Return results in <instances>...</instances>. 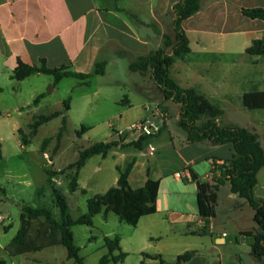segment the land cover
Here are the masks:
<instances>
[{"label": "crops", "instance_id": "obj_1", "mask_svg": "<svg viewBox=\"0 0 264 264\" xmlns=\"http://www.w3.org/2000/svg\"><path fill=\"white\" fill-rule=\"evenodd\" d=\"M176 1L0 0V72H4L11 86L14 84L17 86L32 76L21 81L10 79L17 60L35 66H39L43 60L48 68L68 66L70 71L80 74H90L95 63L104 62V74L91 76L86 82L76 78H63L62 80L72 79L75 82L69 94L74 87H88L95 83L93 92L97 95L101 92L105 104L123 106L118 112L109 114L110 118L123 120L126 122L125 127L139 120H149L158 127V131L152 137L158 136L169 123L171 114H174L177 124L179 105L164 100L149 71L144 74L130 72L128 64L138 56L157 50L163 36L173 40L172 8ZM253 7L264 8V0H202L200 10L181 23L188 39L189 51L183 57L175 59L169 69V76L180 87L193 88L217 103L221 99L229 98L227 90L221 85L217 86L221 81L224 61L230 62L232 67L235 65L234 61L249 55L245 51L253 41L264 42V22L248 19L240 11L242 8ZM120 75L132 81L130 90L125 87L127 82L120 79ZM210 86L216 87L215 95L208 92ZM253 86L255 87V85L251 87ZM129 91H132L137 99L132 100ZM12 92L14 94L13 89ZM84 96L80 95L82 98ZM164 103L168 106H164ZM146 106L149 109L146 110ZM72 107L71 99L69 110L65 113L66 123ZM134 109H143L146 115L139 114L129 120ZM220 118L221 116L217 122L221 126H237L222 125ZM237 127L251 130L247 126ZM254 131L264 151V121L254 127ZM161 138L158 137L151 144L148 143L149 139L143 143L141 149L131 145L137 139L124 142L118 133L106 141L117 143L105 156L117 159L114 162L116 173L113 177L114 184L118 179V171H124L129 163L132 165L127 183L131 189L143 187L147 179L159 182L154 213L141 217L137 224L144 218L163 215L162 220L169 222L171 227L178 221L186 228L183 243L175 242L174 238L161 243L162 233L157 228L155 237L149 234L147 240L136 250V264H140L142 260L146 264L154 263L152 260H144L142 253L159 255L166 264H264L263 260H257L250 254L249 244L252 239L241 234L254 228L253 211L243 199L231 193L227 184L220 186L222 191L221 194L217 193L215 209L224 214L220 219L229 224L230 232L218 231L215 215L204 225L197 214L196 187L190 179V171L203 179H209L211 159L215 158L217 163L231 159L234 154L232 145L187 143L184 133L176 134L177 144H174L169 129L167 139ZM153 147H157L158 155L154 162H150L145 154H148V148L151 150ZM128 148H133L136 152L129 154L131 162L123 166L120 163L128 157L124 153ZM168 152L172 153L169 158L161 155ZM143 157L147 158L145 162L141 160ZM85 164L78 171L77 190L80 188L79 180ZM177 172H183L184 178H176ZM170 177L172 178L170 188L162 189V185ZM256 178L253 195L258 199H264V167L258 171ZM53 181L55 180L52 179ZM146 222L151 224L153 221ZM164 235L166 236L165 232ZM9 243L1 248L12 264L48 263V258L37 259L34 254L57 247H47L10 257L6 251ZM120 248L123 252L126 251L122 248L121 242ZM184 254L188 257L176 262L177 257ZM127 257L128 254L123 262L118 264H124Z\"/></svg>", "mask_w": 264, "mask_h": 264}, {"label": "rangeland", "instance_id": "obj_2", "mask_svg": "<svg viewBox=\"0 0 264 264\" xmlns=\"http://www.w3.org/2000/svg\"><path fill=\"white\" fill-rule=\"evenodd\" d=\"M236 62V63H235ZM224 61L222 67L221 81L217 86L221 87L230 94L229 98L221 99L216 104L222 109L220 118L221 124H234L237 126H247L254 131V127L264 121V110H249L244 108L240 102V95L247 91H264V54L259 56H242L233 62ZM122 80H126L127 89L132 88V81L120 75ZM250 82L252 84H250ZM74 80L64 79L54 85L51 76L36 74L30 76L20 85H10L4 72H0V260L5 264H12L10 258L2 250V246L8 244L14 237L19 227L20 206L28 205L31 207L45 206L54 217L57 210L51 203L50 187L46 183V171L58 172L65 169L77 158L78 151L89 147L96 142H106L110 137L118 133L124 142L136 140L138 135L125 131L126 122L118 121L117 118L109 117V114L118 112L121 107L107 105L102 100L101 92L97 95L95 83L85 87H74L69 94V90L74 86ZM255 85V87H251ZM183 86V85H182ZM14 90V94L12 92ZM208 92L216 94V87H209ZM132 100L137 97L129 91ZM135 93V92H134ZM42 95L37 104L33 103L34 97ZM80 95H85L83 98ZM67 97L72 99V111L68 115L66 130L60 140L58 149L53 154L55 146V134L60 127L61 117L54 118L41 125L35 135L30 136L29 124L37 116L47 115L56 110H61V102ZM164 106H168L164 103ZM152 109V107H150ZM139 114H145L143 109H134L131 111L129 120L134 119ZM169 123L164 127L158 136L152 137L148 143H153L158 137L167 139V130L171 131L174 144H177L176 134L182 135V131L177 127L174 114ZM128 120V121H129ZM85 129L79 136L76 132ZM22 137L27 144H24ZM45 139H49L44 147L41 148ZM147 146V145H145ZM153 150V151H152ZM135 149L128 148L124 150L127 158L120 163L123 166L131 162L129 154L135 153ZM157 152V153H156ZM148 159L154 162L158 155L157 147L147 151ZM160 154V152H159ZM162 156L169 158L172 153H161ZM116 158L110 156L101 158L92 156L86 161L85 167L81 172L79 180L80 188L73 193L68 191L70 176L74 169L65 170L62 174L54 175L51 178L55 181L52 186L59 188L68 199L70 215L72 218L86 213V201L96 194H102L110 186H113V177L116 176L114 162ZM144 162L147 158H141ZM172 183V178H167L162 189L167 188ZM170 188V187H169ZM222 188L219 187L221 194ZM219 194V193H218ZM216 216V225L218 231L230 232L227 222L221 220L224 216L221 211L214 210ZM163 215L144 218L136 226H130L118 221L113 213H108L106 218L102 214L94 215L92 226L77 225L71 228L74 244L79 249L78 256L83 264H97L99 258L106 253L103 246L104 237L112 238L117 236L128 257L124 264H136V250L147 240L149 234L154 236L158 228L162 233L161 243H166L171 239L175 242L183 243L186 228L184 225L175 221L174 227L169 222L162 220ZM147 219V220H145ZM146 221H153L151 224ZM40 222L31 224L30 237L34 235L35 230L39 228ZM157 224V225H155ZM47 230L42 226L39 230ZM166 233V236L164 235ZM10 246H6V248ZM121 249V248H120ZM122 251V250H121ZM123 252V251H122ZM124 252V253H125ZM37 259L40 257L48 258V263L39 264H75L73 260L66 258V251L62 246H57L53 250H46L34 254ZM153 264L157 261L151 258ZM113 264V263H109Z\"/></svg>", "mask_w": 264, "mask_h": 264}, {"label": "trees", "instance_id": "obj_3", "mask_svg": "<svg viewBox=\"0 0 264 264\" xmlns=\"http://www.w3.org/2000/svg\"><path fill=\"white\" fill-rule=\"evenodd\" d=\"M202 0H177L173 4V30L174 37L171 40L167 36L162 37L160 47L144 56H138L128 64L130 72L144 74L150 72L153 81L161 90L164 100L179 105L177 125L185 135V142L197 143L207 142L214 145L230 143L234 154L231 159L216 162L211 159L212 168L210 178L203 179L190 171V179L196 187V207L199 219L204 225L214 217V209L217 205V193L219 187L227 184L231 193L236 194L253 211L254 228L250 231L242 232V235L249 236L252 241L249 244L250 254L257 260L264 261V199H258L253 195V189L257 183V173L264 167V151L258 140L255 131L237 126H221L217 119L222 115V109L203 94H200L193 88L180 87L170 76L169 69L176 58L183 57L188 53V39L181 23L183 20L192 16L200 10ZM241 14L251 20H260L264 22V8H242ZM170 51V53H169ZM246 54L262 55L264 54V42L255 40L252 45L246 49ZM104 62L94 64L90 74L74 73L68 66L58 68L46 67L44 61L39 66L27 65L17 60L16 67L12 70L10 79L21 81L30 75L40 73L51 76L54 84L63 78H76L86 82L91 76H100L104 74ZM1 91V88H0ZM42 95H38L33 103L37 104ZM241 105L249 110L264 109V91L244 92L240 95ZM60 111H55L47 115H40L29 124L28 135H35L37 129L56 117H61L60 127L55 134V146L53 154L56 153L60 140L66 130L65 113L70 107V98L67 97L61 102ZM81 129L76 135L84 133ZM152 136H139L131 143L137 149H141L144 142ZM24 144H27L22 137ZM49 139H45L41 148L44 147ZM115 142H96L89 147L78 151L76 160L69 164L65 169L58 172L46 171V183L50 187L51 203L57 210L56 217L45 206L31 207L28 205L20 206L19 228L11 239L6 251L10 257L42 250L52 246H62L66 251L67 259L73 260L75 264H83L78 256L79 249L74 244L71 228L77 225L92 226V218L96 214H102L105 218L108 213H113L119 222L135 226L141 217L154 213V201L156 198L159 182L147 179L144 186L139 189H131L127 183V176L131 169L129 163L124 171H118L117 187L111 186L102 194H96L86 201V213L72 218L68 205V199L63 192L52 186L51 178L54 175L62 174L65 170L74 169L70 176L68 191L73 193L77 190L78 171L85 162L92 156L99 155L102 158L108 151L115 147ZM1 157V143H0ZM40 222L39 228L33 232L30 237L31 224ZM46 227L47 230H39L40 227ZM103 246L106 253L102 255L97 264H118L122 263L126 254L119 247L117 236L112 238L105 237ZM143 259L151 258L157 261V264H166L159 255H148L142 253ZM187 254L177 257L176 262L185 260ZM0 264H5L0 260ZM140 264H146L143 260Z\"/></svg>", "mask_w": 264, "mask_h": 264}, {"label": "built area", "instance_id": "obj_4", "mask_svg": "<svg viewBox=\"0 0 264 264\" xmlns=\"http://www.w3.org/2000/svg\"><path fill=\"white\" fill-rule=\"evenodd\" d=\"M146 110L149 109L148 106L145 107ZM157 111V109H155ZM126 132L133 133L139 136H152L158 131V127L153 124V122L149 120H139L136 122H133L132 124L128 125L125 128ZM183 172H177L175 173V177L178 179L184 178ZM210 178V176L208 177ZM1 221V218H0Z\"/></svg>", "mask_w": 264, "mask_h": 264}, {"label": "water", "instance_id": "obj_5", "mask_svg": "<svg viewBox=\"0 0 264 264\" xmlns=\"http://www.w3.org/2000/svg\"><path fill=\"white\" fill-rule=\"evenodd\" d=\"M113 187H115V188H116V187H117V185H116V184H114V185H113ZM200 232L202 233L203 231L201 230Z\"/></svg>", "mask_w": 264, "mask_h": 264}]
</instances>
